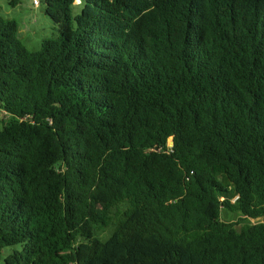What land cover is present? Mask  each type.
Segmentation results:
<instances>
[{
  "label": "trees",
  "instance_id": "1",
  "mask_svg": "<svg viewBox=\"0 0 264 264\" xmlns=\"http://www.w3.org/2000/svg\"><path fill=\"white\" fill-rule=\"evenodd\" d=\"M39 2L38 49L0 14V264H264V0Z\"/></svg>",
  "mask_w": 264,
  "mask_h": 264
},
{
  "label": "rangeland",
  "instance_id": "2",
  "mask_svg": "<svg viewBox=\"0 0 264 264\" xmlns=\"http://www.w3.org/2000/svg\"><path fill=\"white\" fill-rule=\"evenodd\" d=\"M0 14L16 20L21 40L28 49H38L43 39L57 34V27L44 13L43 5H33L32 0H19L15 6L10 5L8 0H0ZM4 114L0 110V126L5 118ZM221 217L226 221H235L238 218L234 211L227 209L221 211ZM241 225L242 223L237 224L236 227L239 229ZM7 251L5 249L3 253Z\"/></svg>",
  "mask_w": 264,
  "mask_h": 264
},
{
  "label": "built area",
  "instance_id": "3",
  "mask_svg": "<svg viewBox=\"0 0 264 264\" xmlns=\"http://www.w3.org/2000/svg\"><path fill=\"white\" fill-rule=\"evenodd\" d=\"M80 1H81V0H76V3L79 4ZM32 3H33V5H36V6H37V5H39L40 2H39V0H32Z\"/></svg>",
  "mask_w": 264,
  "mask_h": 264
}]
</instances>
